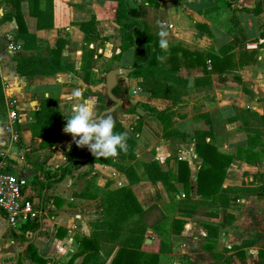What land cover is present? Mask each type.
I'll return each instance as SVG.
<instances>
[{"label": "crops", "instance_id": "0c3cea01", "mask_svg": "<svg viewBox=\"0 0 264 264\" xmlns=\"http://www.w3.org/2000/svg\"><path fill=\"white\" fill-rule=\"evenodd\" d=\"M45 3L39 0V7ZM130 4L142 9L155 35L160 30L157 21L165 22L169 47L161 49L159 59L166 65L172 44L219 53L231 42L229 52L238 64L213 71L211 85L192 84L176 102L152 97L141 91L142 77L129 73L134 48L116 57L121 35L115 0H52L53 25L42 28L28 2L21 0L27 30L40 45L55 47L56 63L64 66L54 73L24 74L17 70L15 57L36 55L38 50L23 46L15 18L6 16L15 12V6L0 0V128L7 121V99L14 100L20 119L16 142L5 130L0 134V153L6 156L9 171L27 179L25 195L41 208L35 228L32 222L11 226L0 210V264H81L88 252L93 253L87 264H110L120 247L138 250L137 264H264V0H130ZM93 15L97 31L86 39L78 22ZM178 55L182 57L180 50ZM206 62L210 68V60ZM112 68L121 69L111 89L120 103L109 114L134 139L135 153L133 159L113 161L134 167L139 176L134 183L110 164L75 156L77 146L64 127L53 147H42L31 130L44 97H58L64 115L71 114V93L77 87L85 98L95 97L97 116L116 104L101 85ZM179 74L193 80L203 71L201 66L181 64ZM133 106L144 114L127 111ZM149 106L169 112L167 136ZM240 109L257 115L235 118ZM196 130L208 131L206 141L222 153L236 154L247 146L258 151L257 159L251 163L233 157L216 191L198 194L197 173L204 164L196 150ZM86 151L82 148L79 154ZM153 160L167 170L166 182L147 178L144 163ZM30 244L48 259L42 261L34 252L29 257Z\"/></svg>", "mask_w": 264, "mask_h": 264}, {"label": "trees", "instance_id": "16d2710c", "mask_svg": "<svg viewBox=\"0 0 264 264\" xmlns=\"http://www.w3.org/2000/svg\"><path fill=\"white\" fill-rule=\"evenodd\" d=\"M5 2L11 1L15 6L14 13H7L6 16L14 17L17 22L18 36L23 39V46L25 48H36L38 50L36 55L15 57L17 61V70L24 74L43 75L45 73H54L56 71L64 69L63 65L57 64V54L54 48L42 46L38 43L37 36L29 32L26 28L23 15L20 10L21 0H3ZM29 5V11L32 15L37 17V25L39 27H50L53 25V13H52V0H46L45 7H39V0H26ZM117 2L115 21L118 23L119 32L121 35V43L119 45V52L116 57L126 49L133 47L135 50V58L132 68L129 73L136 76H141L140 81L141 91L152 97H162L171 99L176 102L180 99L182 94L190 91L192 84L201 87H208L211 85V79L209 75L213 71H224L226 69H234L237 66L238 60L234 57L233 53L229 51L234 47V44L227 43L220 48L219 53L204 50L198 47L193 49L178 46L172 44L170 46V54L167 58V65L159 59L161 48L159 46V35H155L150 29L147 20L143 17V11L141 8H133L130 4V0H115ZM231 3L233 0H226ZM256 11V9L254 10ZM97 18L95 15L90 20L78 22V25L82 31L85 32L86 39H90L93 33H96ZM263 31L261 35H264V22L261 23ZM181 51L182 57L178 55V51ZM60 51V50H59ZM50 55V56H48ZM241 57L238 59L240 60ZM206 59L210 60V68L207 65ZM184 64L186 66H201L203 75L196 76L193 80L188 77H183L179 74L180 66ZM193 82V83H191ZM3 100V92L1 89L0 80V101ZM153 114H155L164 125V136L169 134L167 127L170 119V114L165 109H158L153 106L148 107ZM129 112H135V106L127 108ZM71 114H62L59 106V99L55 96L44 97L41 100L40 106L34 112V122L31 124V130L34 135L40 137V145L42 147H53L57 145L60 133L64 125H66V117ZM257 113L251 109L237 110L235 118L240 116L241 118L248 120L249 117H253ZM116 121L114 131L119 133L124 131V127L120 121ZM138 131L140 124L135 126ZM174 133L180 134L178 131ZM208 131L196 130L195 142L196 150L203 159V166L197 173V188L196 193L206 195L209 189L216 191V188L221 183L225 174L226 167L230 164L233 157H237L247 162L253 163L255 158L257 159L258 151L251 147H240L236 154H226L217 150V148L206 141V135H209ZM128 149L126 152L121 151L116 157L101 158L95 157L86 147L87 151L83 155H80L82 148L76 147L75 156L82 157L81 160L96 161L100 163L110 164L120 171H123L130 183H134L139 179L136 171L132 165H124L120 161H113L114 158L119 159H133L135 153L133 151L134 139L128 137L127 139ZM264 152V148L262 149ZM254 158V160H253ZM186 162L181 161V164ZM62 172L65 169L64 165H61ZM144 169L147 178L153 182L162 180L166 182L168 179L167 170H163L160 164L153 160L151 162L144 163ZM217 177V182L214 184V180ZM186 183L187 178L184 180ZM188 183V182H187ZM29 222L35 225L38 221L30 220L23 226H27ZM88 238H81V242H86ZM36 253L38 258L42 261H46L48 258H44L37 248H33L31 244L28 247L27 254L29 257L32 253ZM89 253V254H88ZM84 256V260L81 264H87V260L92 256L93 252H88ZM139 251L135 249H129L120 247L113 256L110 264H137V256ZM56 264V262H55Z\"/></svg>", "mask_w": 264, "mask_h": 264}, {"label": "clouds", "instance_id": "9594fccd", "mask_svg": "<svg viewBox=\"0 0 264 264\" xmlns=\"http://www.w3.org/2000/svg\"><path fill=\"white\" fill-rule=\"evenodd\" d=\"M159 26L158 35L159 46L167 50L169 47L166 30V24L163 21H157ZM71 96L73 104L70 109L71 115L66 117V125L63 131L71 134L73 142L79 148H87L95 157L108 158L116 157L119 152H126L128 149L127 132H115L116 121L109 113L100 116L96 114L95 97H84L82 89L75 88ZM4 129L0 128V134ZM71 145H69V150ZM57 153L58 157L62 156Z\"/></svg>", "mask_w": 264, "mask_h": 264}, {"label": "built area", "instance_id": "2783aa9c", "mask_svg": "<svg viewBox=\"0 0 264 264\" xmlns=\"http://www.w3.org/2000/svg\"><path fill=\"white\" fill-rule=\"evenodd\" d=\"M7 121L4 130L12 142L19 139V122L14 100L5 101ZM7 159L0 153V210L11 226L20 225L29 220L37 221L41 208L25 195L27 179L7 169Z\"/></svg>", "mask_w": 264, "mask_h": 264}, {"label": "water", "instance_id": "95a60500", "mask_svg": "<svg viewBox=\"0 0 264 264\" xmlns=\"http://www.w3.org/2000/svg\"><path fill=\"white\" fill-rule=\"evenodd\" d=\"M121 71V69L119 68H112L110 69L108 72H106V75H105V82L101 83V85L105 84L106 86V90H107V93L109 94V96L114 100L116 101V104L110 106L109 108H106V109H103L101 111V113L98 115H102L104 113H109L111 112L113 109L117 108L119 106V103H120V96H116L112 93V87L115 86V84L117 83V73H119ZM136 112L139 113V114H144V110H142L140 107H136L135 108ZM60 264V263H58Z\"/></svg>", "mask_w": 264, "mask_h": 264}]
</instances>
